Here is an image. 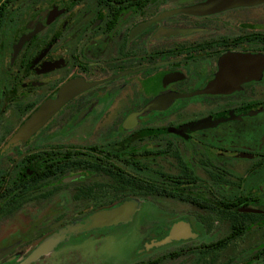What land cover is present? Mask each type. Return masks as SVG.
I'll use <instances>...</instances> for the list:
<instances>
[{"label":"flooded vegetation","instance_id":"af4514ba","mask_svg":"<svg viewBox=\"0 0 264 264\" xmlns=\"http://www.w3.org/2000/svg\"><path fill=\"white\" fill-rule=\"evenodd\" d=\"M127 230L126 264H264V0H0V264Z\"/></svg>","mask_w":264,"mask_h":264},{"label":"rangeland","instance_id":"374dc122","mask_svg":"<svg viewBox=\"0 0 264 264\" xmlns=\"http://www.w3.org/2000/svg\"><path fill=\"white\" fill-rule=\"evenodd\" d=\"M140 240V235L130 231H120L107 234L100 240L99 248L96 242H89L84 245V264H126L135 256V249ZM53 257L57 253H53ZM35 264H45L42 261ZM51 264V263H50ZM55 264H65L60 261Z\"/></svg>","mask_w":264,"mask_h":264},{"label":"water","instance_id":"95a60500","mask_svg":"<svg viewBox=\"0 0 264 264\" xmlns=\"http://www.w3.org/2000/svg\"><path fill=\"white\" fill-rule=\"evenodd\" d=\"M256 1H260V0H221L223 5H227V6H234L237 4H244V3H251V2H256ZM59 98L57 99H49L47 100V102L45 104H43L38 110H36L32 116L30 117V119L25 123V125L27 126H33V124H39L41 122H43V120L50 114V111L52 110V108H54L55 106H57L58 102H59ZM113 212H106L104 214H97L96 216H93L89 221L91 222V225H100L103 224V222L107 223V222H111L113 221ZM116 220V219H115ZM47 245H41L38 248H36L33 252L31 257L35 258L36 256L40 255L43 252H46L47 250Z\"/></svg>","mask_w":264,"mask_h":264}]
</instances>
